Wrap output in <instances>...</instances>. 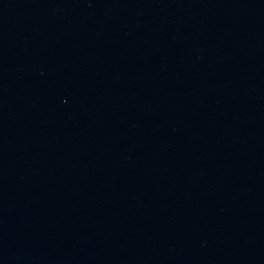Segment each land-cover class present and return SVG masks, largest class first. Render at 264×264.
<instances>
[{
    "label": "water",
    "instance_id": "1",
    "mask_svg": "<svg viewBox=\"0 0 264 264\" xmlns=\"http://www.w3.org/2000/svg\"><path fill=\"white\" fill-rule=\"evenodd\" d=\"M0 264H264V0H0Z\"/></svg>",
    "mask_w": 264,
    "mask_h": 264
}]
</instances>
